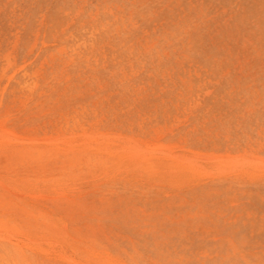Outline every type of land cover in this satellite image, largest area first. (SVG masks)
<instances>
[{
	"label": "rangeland",
	"instance_id": "374dc122",
	"mask_svg": "<svg viewBox=\"0 0 264 264\" xmlns=\"http://www.w3.org/2000/svg\"><path fill=\"white\" fill-rule=\"evenodd\" d=\"M0 226V264H264V0H0Z\"/></svg>",
	"mask_w": 264,
	"mask_h": 264
},
{
	"label": "bare ground",
	"instance_id": "6f19581e",
	"mask_svg": "<svg viewBox=\"0 0 264 264\" xmlns=\"http://www.w3.org/2000/svg\"><path fill=\"white\" fill-rule=\"evenodd\" d=\"M99 148V147H98ZM86 151H87V149H86ZM91 151V150H90ZM92 151H94V150H92ZM177 157V156H176ZM175 158V157H174ZM178 159H180V158H178ZM232 162V161H231ZM193 164V163H192ZM0 228H1V226H0ZM5 230H6V228H5ZM4 231V230H3ZM5 232H8V231H5ZM11 233H16L15 231H12ZM109 263H112V262H109ZM108 263V264H109Z\"/></svg>",
	"mask_w": 264,
	"mask_h": 264
}]
</instances>
